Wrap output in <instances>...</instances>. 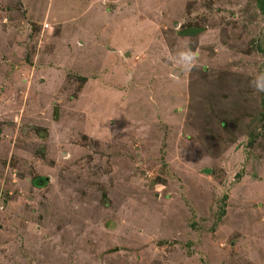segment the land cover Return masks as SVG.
Segmentation results:
<instances>
[{"label": "rangeland", "instance_id": "1", "mask_svg": "<svg viewBox=\"0 0 264 264\" xmlns=\"http://www.w3.org/2000/svg\"><path fill=\"white\" fill-rule=\"evenodd\" d=\"M260 1L0 0V264H264Z\"/></svg>", "mask_w": 264, "mask_h": 264}, {"label": "clouds", "instance_id": "2", "mask_svg": "<svg viewBox=\"0 0 264 264\" xmlns=\"http://www.w3.org/2000/svg\"><path fill=\"white\" fill-rule=\"evenodd\" d=\"M198 54L191 49L179 51L178 55L173 58L182 71H191L193 68L199 67ZM250 87L257 93H264V73H260L253 77L249 82Z\"/></svg>", "mask_w": 264, "mask_h": 264}, {"label": "trees", "instance_id": "3", "mask_svg": "<svg viewBox=\"0 0 264 264\" xmlns=\"http://www.w3.org/2000/svg\"><path fill=\"white\" fill-rule=\"evenodd\" d=\"M260 4L262 5V7L264 8V3L262 2V1H260ZM192 29H194V30H200V29H202V27L200 28V27H195V28H192ZM43 177L42 176H40V177H38V178H35L34 180H33V182H34V184L35 185H37V186H40V185H42V182H40L39 183V180H41ZM44 180V179H43ZM42 180V181H43ZM223 199L224 200H226L227 199V195H224V197H223ZM225 205H223L222 206V210L220 209V211H219V214H218V217H219V219L222 217V215L224 214V212H225Z\"/></svg>", "mask_w": 264, "mask_h": 264}]
</instances>
